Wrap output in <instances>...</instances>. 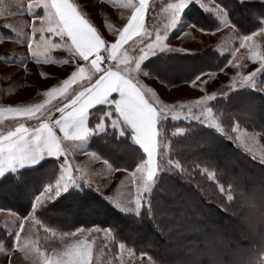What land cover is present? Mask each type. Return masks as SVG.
Wrapping results in <instances>:
<instances>
[{
  "label": "trees",
  "instance_id": "16d2710c",
  "mask_svg": "<svg viewBox=\"0 0 264 264\" xmlns=\"http://www.w3.org/2000/svg\"><path fill=\"white\" fill-rule=\"evenodd\" d=\"M227 11L236 34L246 35L260 27L264 2L227 0ZM220 102L227 107V129L233 127L234 116L264 125V116L258 113L259 109L264 112V95L259 91L233 92ZM107 110L94 109L91 125ZM165 123L161 131L170 142L177 167L161 172L149 203L139 213L121 212L87 188L42 202L35 210L37 217L45 226L66 232L82 227L110 228L115 238L151 255L159 264H261L264 230L246 228L222 208L223 198L207 172L250 193L264 187V163L212 128L183 120L168 119ZM124 139L108 128L89 146L99 144L103 151L120 157L126 146ZM110 159L120 165V161ZM42 187L34 186L29 171L8 174L0 180V206L27 215ZM256 221L253 217L250 223ZM5 238L6 232L0 228V242L12 243L13 239Z\"/></svg>",
  "mask_w": 264,
  "mask_h": 264
},
{
  "label": "snow or ice",
  "instance_id": "6c2138e0",
  "mask_svg": "<svg viewBox=\"0 0 264 264\" xmlns=\"http://www.w3.org/2000/svg\"><path fill=\"white\" fill-rule=\"evenodd\" d=\"M190 2L191 0H173L172 3L167 4L164 9L167 13V22L162 30L156 29L154 38L145 44L144 38L153 36L145 26V13L149 7V0H138V3L136 0H123V7L133 9V12L122 29L116 30L118 39L113 43L102 38L98 29L74 0H29L28 12L35 15L36 8L44 9L42 16H36L40 23L33 22L31 25L33 43L29 46L33 48V57L39 61L43 56L47 62L53 49H64L71 54V58H66L64 61L66 64L75 59L87 62L86 66L77 64L76 70L62 83L43 93L44 98L41 101L15 107H0V117L4 113H9L14 117L37 120L35 127H28L23 121L18 120L11 128L0 131V166L22 161L33 156L38 150L47 151L57 157L63 156L65 159V166L59 178L54 185H48L41 193L35 201L37 205L57 198L62 192L67 191L70 185L78 186L79 180L89 185L93 184L90 172L69 162L68 157L72 149L65 141H74L86 136L90 130L84 123V118L89 109L98 104L111 103L117 114L113 124L121 121L129 125L133 129L135 139L147 155L143 164L128 177L129 183L136 187L135 208L140 209L143 206L144 194L150 191L151 182L159 172L160 161L157 160V156L160 154L161 146L158 139L160 137L158 120L162 116L177 119L180 118L181 113L193 115V108L205 105L216 97V93H212L202 96L189 105H167L156 98L152 88H146L137 78L140 76L141 64L148 56L154 54L157 49L169 47L165 43L166 32L175 27L179 15ZM23 7V4H17L18 9L23 10ZM106 27L113 28L111 24H106ZM224 27L232 29L233 35L234 26L225 24ZM37 33H40L38 40ZM44 33H50L60 39L58 42L54 41ZM256 37L264 38V29L240 39V46L249 49L251 59H259L260 70H264V55H260L257 51L259 45L256 43ZM137 40L145 46L139 49L137 56H132L124 46L129 42L131 45H136ZM101 41L104 43L103 47H100ZM117 41H119L116 45L119 51L114 57L112 45ZM102 51L105 55H101ZM98 55L102 57L99 60H97ZM107 61L115 63L102 67ZM144 75L147 76V73L145 72ZM255 75L256 73H251L248 76H240L239 83L241 85L249 83ZM74 84L77 87L73 89L71 86ZM231 87H237L235 78ZM117 92L119 98L113 99L112 94ZM56 112L60 113L58 117ZM194 118H203L221 132L224 131L211 108H207ZM98 127H104L103 122ZM234 131L239 134L237 138L243 140L245 145L249 141L253 148L259 145L257 136L244 135L238 125L235 126ZM260 158L264 159V146H261ZM209 175L211 176L212 173ZM97 187L99 188V185ZM20 227L23 230V225ZM93 231L99 232L101 229H80L71 233V242L66 243L62 251H54L52 256L41 252L27 235L23 242L17 235L16 242L17 247L25 252L26 258L32 259V264H92L94 241L90 242L89 236ZM104 232L106 238L111 236L110 229ZM120 247L123 250L125 245L121 244ZM3 249L4 245L0 244V251Z\"/></svg>",
  "mask_w": 264,
  "mask_h": 264
},
{
  "label": "rangeland",
  "instance_id": "374dc122",
  "mask_svg": "<svg viewBox=\"0 0 264 264\" xmlns=\"http://www.w3.org/2000/svg\"><path fill=\"white\" fill-rule=\"evenodd\" d=\"M194 1H198L199 3V6L196 4L199 7L198 19L194 24L200 29L197 31L198 39L194 37L193 47L194 51L197 49L200 50L199 65L201 68V74L199 79L195 81V84L185 85V87L182 86L183 88L181 87L177 90H160V88L156 90L154 89L156 88L154 86L152 88L156 93V98L165 99V101H168V105H189L194 101L199 100L202 96L216 93L215 99L206 102L205 105L197 106V111L194 109L193 115L191 116H199L202 111H205L207 108H211L213 110L214 117L224 128V131L221 132L216 126L210 124L203 118L197 120L195 118L194 120H191V117L188 116L187 113H181V116L184 115L185 119H173L171 117H167L166 120H163L162 124L165 125V121L169 119L175 121L183 120L188 123H196L207 126L233 141L237 146L250 154L256 160L264 163V159L260 158L261 146H264V125H260V123L250 120L246 121L241 116H234L232 118V120H234V125L229 128V131V129H227V107L225 104L220 102V100L225 99V97L228 98L231 93L237 91L241 92L245 90H254L259 91L264 95V70H260L261 61L259 59H251L250 50L240 46V39L264 29V18L262 19L259 28H256L246 35H237L235 32L236 27L228 15L227 7L224 5L225 0ZM252 1L264 2V0ZM28 2L29 0H0V107L3 108H7L9 106L15 107L27 104L28 102L41 101L44 98L43 93L48 91L51 86H53L52 84L58 82L59 78L55 74L62 71L56 66L49 65L48 60L46 62L43 56L40 58L39 62L31 61V59H29L26 55L25 47L23 44H20L22 40L21 37L24 38L25 36L23 37L22 35L13 34L11 31L8 34L1 32L5 26L11 25L12 27L10 28H14L15 25H20L22 26V29L20 30L21 34L23 32H25L24 34L29 33L27 30L30 29L34 14L27 11ZM17 4H23V10L18 9ZM34 12V17L36 18L37 8ZM199 12L201 14H199ZM43 14L39 13L41 16ZM214 21L217 22L216 25H214ZM225 24L234 26L233 35L235 38H233L232 29L224 27ZM210 27L213 29H209ZM15 29L16 28H14V30ZM201 29H203V31ZM187 38H185V42ZM23 40L25 41V39ZM188 41L189 43L191 42L190 40ZM196 41H198L197 44ZM256 43L259 45L257 51L260 55H264V38L256 37ZM3 52H7V57L2 54ZM212 53L214 54V60L210 57ZM32 58H34L33 55ZM251 73H256L253 80L249 83L241 85L239 83L240 76H248ZM234 78L237 80L236 88L231 87ZM260 110L261 109H259L258 113L261 117H263L264 112ZM5 115H10L12 118L3 120V117H7ZM21 118L23 117H14L9 113H4L3 116L0 117V125L4 124L5 126V124H10L18 120H24ZM251 123H253V127L249 128ZM237 125L244 135L248 137H251L252 135L257 136L259 139V145L253 148L251 141L245 145L243 140H239L237 138L239 134H236L234 131V128ZM169 143L170 142L167 140L165 133L162 134L161 131V151L158 155V161H160L159 172L154 181L151 182L150 191L144 194L143 206L140 209L135 208L133 201V192L136 187L135 185L129 183L128 177L130 176L128 173L125 174L123 170L117 171V174L114 172L115 175L109 176L110 180L107 181V185L111 192L106 193L108 190L106 191L104 188L105 193L103 194L105 197L100 193L99 194L113 207L115 206L111 204L112 201L115 204L118 203L117 205L119 208H115L121 212L134 214L139 213L142 208L149 203L150 196L161 172L164 170L171 171L172 168L170 166L177 167L176 162L171 158L173 154L170 150ZM249 148H253V150L250 151ZM83 158L81 156H77V163L82 165L83 169L86 170L87 164H91V162H89V160H84ZM110 163L109 168L112 166H119L112 161H110ZM94 164L97 165V163ZM86 172L91 173V179L93 180V184L96 186L95 180L100 179L101 172L97 169H94L93 171L87 170ZM102 173L106 176L104 169ZM209 173L213 172H207L208 175ZM54 178L56 179L58 177L56 176ZM87 188L97 192L95 188L93 189L87 186L71 191L79 190L80 192ZM118 189L119 191H117ZM45 190L46 187L41 191V193ZM64 192H62L61 195L65 194ZM41 193L38 195L37 199L40 197ZM35 201L33 202V210L27 215H23L15 210L0 206V228L4 229L6 232L5 239H13L11 244L0 242V244L4 245V249L0 251V264H32V259L26 258L25 252H22L19 247H16L17 235L21 237V242L24 241L26 235L33 241L36 236H41L38 240L34 241L35 246L39 247L41 252L47 254L48 256H52L54 251L63 250L64 245L59 246L60 243L63 241L68 243L71 242V233L80 229H88L82 227L66 232L62 231L60 228L54 227V229L50 228L49 225L45 226V223L42 222L35 214V210L40 205H37ZM37 221H39V223H37ZM20 225H23V230H21ZM97 228V226H93L91 229L94 230ZM106 229L110 228L101 229L99 232L93 231L89 236V241H94L92 264H159L151 255L138 250L135 246H131L126 242L120 241L119 238H115L111 229V236L106 238L104 232ZM45 233L52 234L53 236H47ZM7 235L9 236L7 237ZM121 244L125 245L123 250L120 247ZM262 261H264V256Z\"/></svg>",
  "mask_w": 264,
  "mask_h": 264
},
{
  "label": "crops",
  "instance_id": "0c3cea01",
  "mask_svg": "<svg viewBox=\"0 0 264 264\" xmlns=\"http://www.w3.org/2000/svg\"><path fill=\"white\" fill-rule=\"evenodd\" d=\"M74 2L79 5L80 10L83 11L87 15V18L91 20L93 25L98 29L102 38L106 39L109 43H113L118 39L116 30L122 29V27L126 24L127 19L130 17V15L133 12V9L123 7V0H74ZM136 2L138 3V0H136ZM172 2L173 0H149V7L145 13V26L149 32H152L153 36L145 37L144 38L145 44L151 42V39L154 38L156 29L158 28L161 30L163 29V25L167 22L166 21L167 13L164 11V9L167 6V4ZM224 2H225L224 5L227 7V0H225ZM196 4H198L199 6L198 1L191 0V2L187 4V6L182 10V13L179 15L175 27H172L169 30H167L166 32L167 41H165V43H167L169 47L155 50L154 54L148 56V58L142 62L140 68V76H138L137 78L143 85L146 86V88L147 87L152 88L154 86L156 87L154 88L156 90L159 88L160 90L162 89L177 90L182 86L185 87V85H193V83L199 78L201 74L200 73L201 68L199 65L200 50L197 49L194 51L193 49L194 37L198 39L197 31H199L200 29L199 27H197V25L195 26L194 24L198 19L199 7ZM36 13L37 15H39V13L43 14L44 9L37 8ZM33 22L37 24L40 23L39 20H37L34 17V15L32 18L31 25ZM216 23L217 22H215L214 25ZM106 24H111L113 28L110 29L106 27ZM8 27L9 26L3 27L4 29L1 28L2 29L1 32H5L6 34H8L11 31V33L13 34H17L20 36L22 35L23 37L25 36L24 38L21 37L22 40L20 44H23V46L25 47L27 57H29L31 61L39 62L37 59L32 58L33 48L29 46L33 43L32 35L29 34L32 33L31 26L30 29L27 30V32H29L28 34H24L25 32L21 34L20 30L22 29V26L20 25H15L14 26V28H16L15 30L14 28H10V27L8 28ZM209 29H213V28L210 27ZM194 32H195V36H194ZM44 35L48 36L49 38L57 42L60 39L59 37H55L50 33H44ZM39 36L40 33H37V40L39 39ZM185 38H187L186 42H185ZM23 39H25V41ZM188 40H190L191 42L189 43ZM197 42L198 41H196V44ZM117 44H119V41H117L116 44L112 45V54L114 57L118 54L119 51V49L116 46ZM145 44H141L139 40H137L136 45H131V42H129V44L125 45L124 48H126L129 51L130 55L137 56L139 54V49L143 48ZM103 46L104 43L103 41H101L100 47ZM2 54L5 55L6 57L8 55L7 52L6 53L3 52ZM210 57L214 60L213 53L212 55H210ZM66 58H71V54L65 51L64 49H53L48 57L49 65L56 66L57 68H59V70H62L61 72L55 74L56 76H58L59 79L58 82L52 84L53 86H51V88L62 83L64 79H66L69 75H71V73L76 70L77 64L85 65V66L87 64V62H84L79 59H75L66 64L64 62ZM112 63L115 62L111 61V64ZM145 72L147 73V76L144 75ZM156 85L158 86V88ZM71 87L74 89L77 87V85L74 84ZM112 95H113V99L119 98L118 92L113 93ZM159 100L163 104L168 105V101H165V99L160 98ZM30 103H34V102H30ZM30 103L28 102L27 104ZM98 107H107L108 110L105 113V115L102 116V118L99 120L98 123L91 125V117L93 110ZM194 109L197 111L196 107L193 108V110ZM177 110L179 111V109ZM109 113H111V115H109ZM59 115L60 113L56 112V117H58ZM116 116L117 114L115 113L114 105H112L111 103L98 104L92 107L91 109H89L88 113L85 115L84 123L86 124L87 128L90 130L88 134L78 140L65 141V143L70 145L72 149L68 157L69 162L73 165H77L78 167L83 168L82 165H79L77 163V156H81L82 158L84 157L83 158L84 160H89V162H91V164H87L85 171L87 170L93 171L94 169H97L98 171L101 172L100 175L101 177L100 179L95 180L96 186L94 184L89 185L85 183L83 180H79L78 186L70 185L67 191H65L64 193H67L71 190H76L83 186H87L93 189L95 188V190L98 193L104 196L103 194L105 193L104 188L106 191L108 190L106 193L111 192L107 185V181L110 180L109 176L115 175L118 173L117 171H121V170H123L125 174L128 173L129 176H132L133 173L138 169V167L142 165L143 162L147 159V155L145 154L143 148L135 139L133 129L129 125L124 124L121 121H117L115 125L113 124V121L116 120ZM188 116L191 117L190 118L191 120L195 119L191 115ZM167 117H171V116H166V117L162 116L158 120L157 127L160 130V137H158L159 140L161 138L162 122L163 120H166ZM7 118H12V117L9 115L7 117H3V120ZM21 119H24L21 121H23L25 125L28 127L37 126V120L35 119H25L24 117ZM179 119H185L184 115L180 116ZM102 122L104 124V127H98L99 125H101ZM14 123L15 122L10 124H5V126L4 124L0 125V131H6L7 130L6 128H11ZM108 128L115 130L118 134V137H121L122 139L125 138L124 142H126L125 144L126 146L123 147V149L125 150L120 151L122 154V156L120 157L112 154V152L103 151L99 144L96 146L94 145V147L89 146L96 136L104 134L105 132H107ZM94 142L95 141H93V143ZM110 157L115 158L117 161H120L119 163L120 165L112 166L111 168H109L110 167L109 165L111 164ZM157 160H159V156H157ZM94 163H97V165ZM64 166H65V159L63 156L57 157L55 155L49 154L47 151L41 152L38 150L33 156H30L29 158H26L22 161L16 163H8L0 166V173H2L0 174V180L4 178L6 175L11 173L13 174L22 171H29L31 179L34 182V186H37L38 184L43 185V187L36 195L34 199L35 201L38 195L45 187H47L50 184L53 185L55 184V181L59 178ZM103 169L106 173V176H104V174L102 173ZM56 176L58 178L52 181L51 178L52 177L54 178ZM97 185H99V188L97 187ZM135 190L136 189H134L133 192L134 194L133 201L135 200V195H136ZM117 191H119V189ZM111 204L119 208V206L117 205L118 203L115 204L112 201ZM45 235L50 237L53 236L52 234H47V233H45ZM40 237L41 236H36L34 238V241L38 240ZM66 243L68 242L63 241L62 243L59 244V246L65 245Z\"/></svg>",
  "mask_w": 264,
  "mask_h": 264
},
{
  "label": "clouds",
  "instance_id": "9594fccd",
  "mask_svg": "<svg viewBox=\"0 0 264 264\" xmlns=\"http://www.w3.org/2000/svg\"><path fill=\"white\" fill-rule=\"evenodd\" d=\"M68 147L71 148L70 145ZM210 178L215 181L219 195L223 198L221 205L223 209L230 212L246 228L264 230V187L245 193L237 189L232 183L224 184L216 179L214 172ZM253 217L257 218L255 224L250 223ZM261 264H264V261Z\"/></svg>",
  "mask_w": 264,
  "mask_h": 264
},
{
  "label": "built area",
  "instance_id": "2783aa9c",
  "mask_svg": "<svg viewBox=\"0 0 264 264\" xmlns=\"http://www.w3.org/2000/svg\"><path fill=\"white\" fill-rule=\"evenodd\" d=\"M101 55H105V53H103V51L101 52ZM102 57L101 56H97V59H101ZM108 64H111V61H107L106 63H103L102 64V67H107Z\"/></svg>",
  "mask_w": 264,
  "mask_h": 264
}]
</instances>
